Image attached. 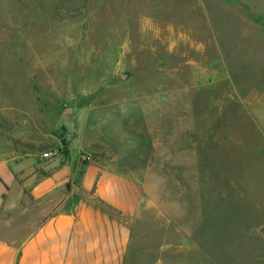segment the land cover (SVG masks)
I'll list each match as a JSON object with an SVG mask.
<instances>
[{"label":"rangeland","instance_id":"rangeland-1","mask_svg":"<svg viewBox=\"0 0 264 264\" xmlns=\"http://www.w3.org/2000/svg\"><path fill=\"white\" fill-rule=\"evenodd\" d=\"M46 149L141 185L133 264H264V0H0V153Z\"/></svg>","mask_w":264,"mask_h":264},{"label":"crops","instance_id":"crops-1","mask_svg":"<svg viewBox=\"0 0 264 264\" xmlns=\"http://www.w3.org/2000/svg\"><path fill=\"white\" fill-rule=\"evenodd\" d=\"M85 154L0 153V264H133L141 185Z\"/></svg>","mask_w":264,"mask_h":264},{"label":"built area","instance_id":"built-area-1","mask_svg":"<svg viewBox=\"0 0 264 264\" xmlns=\"http://www.w3.org/2000/svg\"><path fill=\"white\" fill-rule=\"evenodd\" d=\"M63 155V151L58 149H48L42 152V158L44 160L57 159L59 157H62Z\"/></svg>","mask_w":264,"mask_h":264}]
</instances>
